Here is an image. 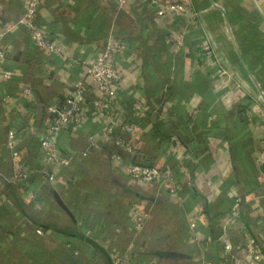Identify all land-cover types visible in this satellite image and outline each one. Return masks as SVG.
Returning a JSON list of instances; mask_svg holds the SVG:
<instances>
[{"label":"crops","instance_id":"crops-1","mask_svg":"<svg viewBox=\"0 0 264 264\" xmlns=\"http://www.w3.org/2000/svg\"><path fill=\"white\" fill-rule=\"evenodd\" d=\"M29 2L0 0V264H235L238 250L264 264V0H41L35 22L60 54L31 39ZM109 44L135 129L121 131L117 112L62 129L72 162L51 181L43 129L77 80L99 95L87 67ZM119 133L135 152L115 145ZM140 160L177 183L132 179Z\"/></svg>","mask_w":264,"mask_h":264},{"label":"built area","instance_id":"built-area-1","mask_svg":"<svg viewBox=\"0 0 264 264\" xmlns=\"http://www.w3.org/2000/svg\"><path fill=\"white\" fill-rule=\"evenodd\" d=\"M121 4L125 0H118ZM41 0H30L24 14L26 25L29 29L31 39L39 47L46 48L50 51L57 52L58 54L63 53L62 47H57L51 42L46 36L41 27L36 22V14L40 7ZM214 8L220 9L221 6L217 1H212ZM173 9H182L181 5H173ZM159 15H165V7L159 6L157 9ZM118 50V45L109 44L106 48L102 49L96 59L91 62L87 67V77L93 83L99 95L96 97L89 98L90 92L86 89L87 81L79 79L74 83L73 90L64 97L63 105L58 108H52L54 111L53 118L47 122L43 129V136L40 141V147L44 152L45 165L43 174L53 181L56 178V170L59 166H69L72 162V157L64 154L58 147V136L62 129L66 127L82 128L86 123V116L89 113H94L100 117L106 119L112 115L113 112H117L118 120H122L123 124L120 127L121 131H133L135 124L131 121H127L125 113H123L117 106V93L118 85L123 78V72L118 69L114 63L113 56ZM4 52L0 50V57ZM5 76L7 79L12 77V71H6ZM32 92L31 87H26L23 91L24 96L29 95ZM7 99V98H6ZM117 126L113 122H109L103 135L106 138L111 137L114 133L116 134ZM9 144L13 147L15 131L10 130ZM113 141L116 146L125 148L126 151L133 153L135 150L129 141L123 138L122 135L113 137ZM114 157L120 158L118 155ZM182 163L180 164V166ZM128 173L134 180L150 182V183H162L167 181L168 183L175 184L178 181L176 172L173 169H169L166 166H156L147 163L144 160L132 162L129 164ZM29 175L28 170L19 171L16 177L20 180L27 179ZM147 213L137 216L136 228H142L146 219ZM231 246V245H229ZM247 252L254 257L255 260H261L262 253L260 247L257 246L254 240H248L245 245ZM126 255H119L115 258L114 264H128ZM245 256L241 250L237 251V259L234 261L235 264H242Z\"/></svg>","mask_w":264,"mask_h":264},{"label":"trees","instance_id":"trees-1","mask_svg":"<svg viewBox=\"0 0 264 264\" xmlns=\"http://www.w3.org/2000/svg\"><path fill=\"white\" fill-rule=\"evenodd\" d=\"M248 29L251 31L252 27L249 26ZM253 29H254V27H253ZM253 29H252V30H253ZM249 34H251V35L253 34V37H254V36H259L258 32H256L255 29H254V32H253V33L250 32ZM125 117H126V120H127V121H131V120H133L131 116L125 115ZM131 122H132V121H131Z\"/></svg>","mask_w":264,"mask_h":264}]
</instances>
